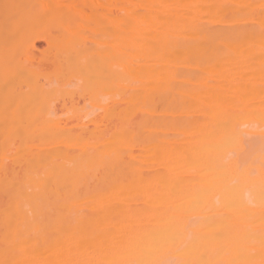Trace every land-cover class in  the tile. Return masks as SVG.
Listing matches in <instances>:
<instances>
[{"label": "bare ground", "instance_id": "1", "mask_svg": "<svg viewBox=\"0 0 264 264\" xmlns=\"http://www.w3.org/2000/svg\"><path fill=\"white\" fill-rule=\"evenodd\" d=\"M0 264H264V0H0Z\"/></svg>", "mask_w": 264, "mask_h": 264}, {"label": "rangeland", "instance_id": "2", "mask_svg": "<svg viewBox=\"0 0 264 264\" xmlns=\"http://www.w3.org/2000/svg\"><path fill=\"white\" fill-rule=\"evenodd\" d=\"M37 45H38V44H37ZM38 46H39V47H40V46L42 47V46H43V44H42V43H39V45H38Z\"/></svg>", "mask_w": 264, "mask_h": 264}]
</instances>
